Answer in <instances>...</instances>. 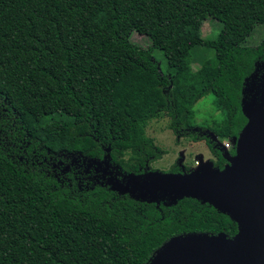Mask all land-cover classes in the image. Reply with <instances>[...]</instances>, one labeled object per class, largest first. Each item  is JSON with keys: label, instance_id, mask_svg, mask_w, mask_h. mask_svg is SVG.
Instances as JSON below:
<instances>
[{"label": "trees", "instance_id": "16d2710c", "mask_svg": "<svg viewBox=\"0 0 264 264\" xmlns=\"http://www.w3.org/2000/svg\"><path fill=\"white\" fill-rule=\"evenodd\" d=\"M256 26L264 0H0V264H147L173 237L235 236L233 216L195 194L117 189L191 171L152 168V120L203 141L213 168L229 163L220 142L237 155L245 105L264 107ZM196 50L210 53L198 70ZM208 95L211 121L197 123Z\"/></svg>", "mask_w": 264, "mask_h": 264}, {"label": "water", "instance_id": "95a60500", "mask_svg": "<svg viewBox=\"0 0 264 264\" xmlns=\"http://www.w3.org/2000/svg\"><path fill=\"white\" fill-rule=\"evenodd\" d=\"M244 111L249 122L236 141L237 155L232 157L224 151L229 163L222 170L209 163L201 173L191 170L179 176L168 175L161 181L117 189L129 194H195L223 207L237 222L233 237L224 233L173 237L155 251L147 264H264V107L246 104Z\"/></svg>", "mask_w": 264, "mask_h": 264}, {"label": "rangeland", "instance_id": "374dc122", "mask_svg": "<svg viewBox=\"0 0 264 264\" xmlns=\"http://www.w3.org/2000/svg\"><path fill=\"white\" fill-rule=\"evenodd\" d=\"M220 30V24L213 19L206 20L202 25V37L213 38ZM264 37V28L256 26L253 34L247 39L246 44L249 46H256ZM131 43L138 45L141 48H148L150 42L144 36L136 33H131L129 36ZM192 69L198 70L206 58H210V53L205 51H192ZM154 57L156 61V69L163 76H168L171 70L168 69L162 53L154 50ZM212 97L210 95L199 100L195 106V120L197 123L204 121H211L212 114ZM219 119L220 114L213 119ZM146 135L153 139L154 143L163 151L159 160L152 163V168L161 171H167L175 163H179V167L183 170V166H188L193 172L201 173V168L208 167L215 159L209 152L203 141L193 142L190 138L176 139L172 132L168 129V120L161 118L152 120L146 127ZM216 141H219L216 139ZM220 142V141H219ZM230 141L220 142L227 152L231 148ZM225 167V166H224Z\"/></svg>", "mask_w": 264, "mask_h": 264}, {"label": "flooded vegetation", "instance_id": "af4514ba", "mask_svg": "<svg viewBox=\"0 0 264 264\" xmlns=\"http://www.w3.org/2000/svg\"><path fill=\"white\" fill-rule=\"evenodd\" d=\"M231 145V144H230ZM207 147V146H206ZM231 149H233V145H231V148L227 151V153H229V151H231ZM224 150V148H223Z\"/></svg>", "mask_w": 264, "mask_h": 264}, {"label": "bare ground", "instance_id": "6f19581e", "mask_svg": "<svg viewBox=\"0 0 264 264\" xmlns=\"http://www.w3.org/2000/svg\"><path fill=\"white\" fill-rule=\"evenodd\" d=\"M237 239H240V237H239V238H237Z\"/></svg>", "mask_w": 264, "mask_h": 264}]
</instances>
